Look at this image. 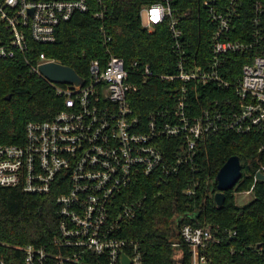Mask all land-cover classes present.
I'll return each instance as SVG.
<instances>
[{"label": "built area", "instance_id": "2783aa9c", "mask_svg": "<svg viewBox=\"0 0 264 264\" xmlns=\"http://www.w3.org/2000/svg\"><path fill=\"white\" fill-rule=\"evenodd\" d=\"M92 1L0 0V59L27 51L33 40L54 42L59 26L76 13L90 10ZM242 1H204L210 5V19L216 24L212 59L207 65L190 62L180 26V18L189 10L178 14L173 0L145 6L141 15L143 25L150 31L168 21L173 49L178 55L175 72L155 71L150 63L138 59L128 62L107 45L106 56L91 61L89 79L75 85L53 82L44 76L40 65L56 60L45 53L37 63L27 59L32 71L45 77L64 96L65 107L50 120L29 122L25 142L0 143V186H19L33 193L60 191L57 201L61 206V235L55 243L68 252L52 256V264L82 262L89 252L106 257L108 264H124L123 253L130 257L131 264H143L139 244L120 238L117 233L122 221L135 218L141 210L149 195L146 189L168 181L180 166L194 159L200 140L220 129H264V44L243 65L237 82L223 74L229 54L264 41L262 0L256 2L255 28L248 32L255 40L233 37ZM98 2L101 7L95 10V16L104 18L103 0ZM102 31L108 44L111 36L104 25ZM158 80L175 93L170 103L151 112L145 121L136 113L131 95L143 84ZM191 83L233 86L235 97L225 100V108L217 101V108L211 105L193 114L188 99ZM174 136L181 145L175 162H170L159 140ZM260 171L264 173V164L258 168ZM196 184H190L186 191L195 192ZM253 188L254 185L245 192L251 193ZM137 190L143 193L135 196ZM122 194L127 198L118 204ZM223 232L214 224L182 225L180 235L191 251V264H211L207 251L223 242ZM228 234L237 235V231ZM182 242L174 241L173 245L180 246ZM24 249L26 264H48L49 255L44 248L28 245Z\"/></svg>", "mask_w": 264, "mask_h": 264}, {"label": "trees", "instance_id": "16d2710c", "mask_svg": "<svg viewBox=\"0 0 264 264\" xmlns=\"http://www.w3.org/2000/svg\"><path fill=\"white\" fill-rule=\"evenodd\" d=\"M160 0H103L104 18L95 16L101 7L92 1L90 10L76 13L62 23L57 38L52 43L31 41L29 49L15 57L0 59V143L25 142L27 125L31 121L52 119L65 107V98L42 75L32 71L30 59L37 63L40 55L72 66L89 79L90 63L94 58L106 56V47L123 56L128 62L138 59L150 63L155 71H177L178 55L173 49L174 38L168 21L148 30L142 22V9ZM205 0H173L180 14L184 40L190 62L207 65L212 59V42L216 24L210 18V5ZM264 2V0H262ZM257 0H243L236 17L234 38L255 40L250 33L255 28ZM260 15V13H259ZM105 26L111 36L105 43ZM264 27V13L261 14ZM263 40L255 42L244 51L232 52L226 58L224 77L237 82L243 65L259 53ZM188 99L193 114L213 106L225 108V100L235 97V87L224 88L214 83H191ZM160 80L143 84L131 95L132 105L143 120L172 100L174 89ZM10 95V97H8ZM176 97L173 94V98ZM181 141L176 136L162 137L159 145L170 162H175ZM240 156L243 175L238 183L226 191L222 205L215 201L217 173L228 158ZM264 164V129L239 132L223 128L200 140L194 159L179 167L178 172L149 192L137 216L122 221L117 233L139 244L143 264H191L189 246L182 242L180 228L184 224L205 226L214 224L225 230L221 244L210 247L207 254L211 264H264V180L255 181V174ZM197 182L195 192L186 188ZM253 198L240 205L238 192L249 190ZM58 189L48 193L24 191L19 186H0V264H26L28 245L44 248L52 256L68 251L56 245L60 237L62 216L57 201ZM135 193V192H134ZM143 190H137L139 196ZM131 196L134 194L131 193ZM127 195L119 197L120 204ZM237 235H229L230 231ZM174 241H181L174 246ZM233 247L236 251H233ZM63 264H108L106 257L87 253L82 262L65 261Z\"/></svg>", "mask_w": 264, "mask_h": 264}, {"label": "water", "instance_id": "95a60500", "mask_svg": "<svg viewBox=\"0 0 264 264\" xmlns=\"http://www.w3.org/2000/svg\"><path fill=\"white\" fill-rule=\"evenodd\" d=\"M40 70L46 78L53 82L82 85L86 78L80 75L75 68L57 60L48 61L40 65ZM10 97V95H8ZM243 175L240 156L234 154L228 158L217 173V187L215 201L222 205L226 198V191L233 188ZM258 180H264V173L257 172ZM123 263L131 264L130 257L123 253Z\"/></svg>", "mask_w": 264, "mask_h": 264}, {"label": "rangeland", "instance_id": "374dc122", "mask_svg": "<svg viewBox=\"0 0 264 264\" xmlns=\"http://www.w3.org/2000/svg\"><path fill=\"white\" fill-rule=\"evenodd\" d=\"M253 193H247L245 191L243 192H238L237 195H236V200H237V203L242 205L246 202H248L250 199L253 198Z\"/></svg>", "mask_w": 264, "mask_h": 264}]
</instances>
